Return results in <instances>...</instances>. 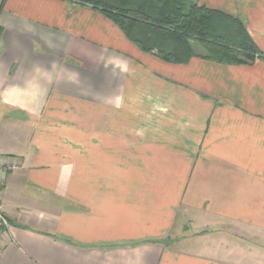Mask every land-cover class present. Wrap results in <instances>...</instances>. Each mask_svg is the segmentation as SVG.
<instances>
[{"label":"crops","instance_id":"crops-1","mask_svg":"<svg viewBox=\"0 0 264 264\" xmlns=\"http://www.w3.org/2000/svg\"><path fill=\"white\" fill-rule=\"evenodd\" d=\"M264 52V0H198ZM0 264H264V60L164 62L74 0H0Z\"/></svg>","mask_w":264,"mask_h":264},{"label":"trees","instance_id":"trees-1","mask_svg":"<svg viewBox=\"0 0 264 264\" xmlns=\"http://www.w3.org/2000/svg\"><path fill=\"white\" fill-rule=\"evenodd\" d=\"M74 1L99 10L139 50L164 62L184 64L195 56L221 64L264 60L242 21L198 0Z\"/></svg>","mask_w":264,"mask_h":264},{"label":"built area","instance_id":"built-area-1","mask_svg":"<svg viewBox=\"0 0 264 264\" xmlns=\"http://www.w3.org/2000/svg\"><path fill=\"white\" fill-rule=\"evenodd\" d=\"M18 165L17 161H9L6 158H0V175L6 172L8 169L14 168ZM8 222L6 218L0 213V238L3 234L4 226H7Z\"/></svg>","mask_w":264,"mask_h":264},{"label":"water","instance_id":"water-1","mask_svg":"<svg viewBox=\"0 0 264 264\" xmlns=\"http://www.w3.org/2000/svg\"><path fill=\"white\" fill-rule=\"evenodd\" d=\"M6 218V220H8L9 221V218H7V217H5Z\"/></svg>","mask_w":264,"mask_h":264},{"label":"rangeland","instance_id":"rangeland-1","mask_svg":"<svg viewBox=\"0 0 264 264\" xmlns=\"http://www.w3.org/2000/svg\"><path fill=\"white\" fill-rule=\"evenodd\" d=\"M4 227H6V226H4Z\"/></svg>","mask_w":264,"mask_h":264}]
</instances>
